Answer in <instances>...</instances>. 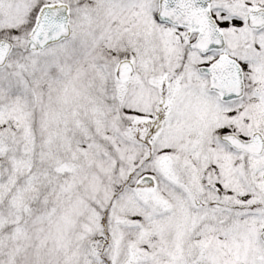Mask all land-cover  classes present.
<instances>
[{
    "label": "snow or ice",
    "instance_id": "6c2138e0",
    "mask_svg": "<svg viewBox=\"0 0 264 264\" xmlns=\"http://www.w3.org/2000/svg\"><path fill=\"white\" fill-rule=\"evenodd\" d=\"M0 264H264V0H0Z\"/></svg>",
    "mask_w": 264,
    "mask_h": 264
}]
</instances>
